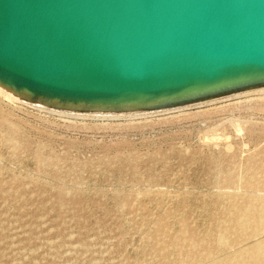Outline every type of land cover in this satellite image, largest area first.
Returning a JSON list of instances; mask_svg holds the SVG:
<instances>
[{
    "label": "rangeland",
    "instance_id": "374dc122",
    "mask_svg": "<svg viewBox=\"0 0 264 264\" xmlns=\"http://www.w3.org/2000/svg\"><path fill=\"white\" fill-rule=\"evenodd\" d=\"M35 104L0 87V264H264V91Z\"/></svg>",
    "mask_w": 264,
    "mask_h": 264
},
{
    "label": "water",
    "instance_id": "95a60500",
    "mask_svg": "<svg viewBox=\"0 0 264 264\" xmlns=\"http://www.w3.org/2000/svg\"><path fill=\"white\" fill-rule=\"evenodd\" d=\"M264 84V0H0V86L82 112Z\"/></svg>",
    "mask_w": 264,
    "mask_h": 264
},
{
    "label": "bare ground",
    "instance_id": "6f19581e",
    "mask_svg": "<svg viewBox=\"0 0 264 264\" xmlns=\"http://www.w3.org/2000/svg\"><path fill=\"white\" fill-rule=\"evenodd\" d=\"M6 91H9V90H6ZM258 91H264V84L250 86V87H245V88H241V89H237V90H233V91L221 93V94H218V95H215V96H211V97H208V98H203V99L195 100V101L189 102L188 104H181V106L191 105V104H197V103H206V102L216 101V100H220V99L227 98V97L238 96V95H241V94H244V93L248 94V93H251V92H258ZM9 92L12 93L13 95H15L16 97L20 98V99H24L26 101L32 102L31 100L22 98V97L16 95L15 93H13L11 91H9ZM33 103L34 104L37 103L39 105L47 106V107H49L51 109L58 110V111L82 112L81 110L80 111L79 110H71V109H67L66 107H55L53 105H48V104L46 105V104H43V103H40V102H35V101H33ZM174 106H180V104H176ZM167 108H169V107H167Z\"/></svg>",
    "mask_w": 264,
    "mask_h": 264
}]
</instances>
